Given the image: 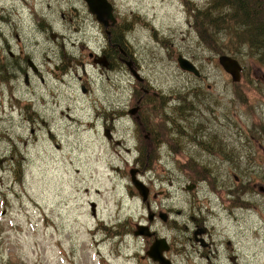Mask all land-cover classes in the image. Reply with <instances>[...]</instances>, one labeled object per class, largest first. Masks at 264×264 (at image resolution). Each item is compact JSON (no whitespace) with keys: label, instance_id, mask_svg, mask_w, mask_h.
<instances>
[{"label":"rangeland","instance_id":"374dc122","mask_svg":"<svg viewBox=\"0 0 264 264\" xmlns=\"http://www.w3.org/2000/svg\"><path fill=\"white\" fill-rule=\"evenodd\" d=\"M53 2L56 34L73 33V26L88 19L78 0ZM110 2L146 83L163 96L175 97L149 98L143 109L158 139L151 147L123 130L129 119L122 110L130 106L135 89L125 67L107 74L91 72L86 96L72 71L63 81L60 76L52 80L48 75L44 83L34 78L30 88L22 77L15 85L2 84L0 264L151 263L147 256L141 259L143 239L125 232L116 250L105 235L120 220L128 217L130 227L146 215L139 201L127 196L133 166L144 171L139 179L154 191L168 188L166 198L158 200L172 212L181 207L178 225L183 226L193 206L200 207L213 228L212 247L220 251L213 264H264V67L244 45L238 58L241 79L231 81L218 63L220 54L231 55L223 46L230 44L228 36L217 33V45L223 47L217 53L193 24V10L205 8L210 0ZM71 5L76 11H70ZM45 8L46 2L39 3V11ZM25 9L19 5L20 13ZM11 18L16 22L19 14ZM14 29L25 35V30ZM53 46L58 53L59 45ZM36 52L40 62V50ZM178 55L189 59L200 76L182 71ZM111 106H118L113 108L117 114L100 116ZM112 119L114 139L122 144L103 136L104 122ZM194 136L204 137V143L196 144ZM195 180L199 188L193 197L181 186ZM163 228L169 239L176 236V246L168 253L173 264H207L202 248L180 243L190 232Z\"/></svg>","mask_w":264,"mask_h":264},{"label":"flooded vegetation","instance_id":"af4514ba","mask_svg":"<svg viewBox=\"0 0 264 264\" xmlns=\"http://www.w3.org/2000/svg\"><path fill=\"white\" fill-rule=\"evenodd\" d=\"M81 1V3L79 2ZM110 2V0H108ZM46 2V8L38 10L39 3ZM112 14L115 18V21L108 19L106 23L99 22L95 15L91 14L88 10L86 3L83 0H78V6H84L87 15L83 24H77L72 27L73 33L68 34H56L55 30V21L53 18L54 15V2L53 0H0V87L6 82L9 85H15V82L22 77L23 82L28 85L27 88L31 87L33 79H38L41 83H44L48 75L51 76L53 80L55 77L60 76L61 80H64L65 75H70V71L73 72L76 79L79 80V90L86 96L87 92H90L89 80L91 72H99L98 74H107L109 71L118 70L121 67H125V72L129 77H134L135 82H128L133 86L134 92L132 94L130 106H126V114L123 115V118H128L126 126L123 127V130H126L128 133L133 132V136L136 137L137 141L141 140L147 141L148 144L152 147L157 139L158 133L156 127L149 125L145 121L146 116L144 112V107L149 98L153 99H174L169 95L163 96V94L158 93L155 89L149 87L146 83L141 69L138 68V64L133 59L132 49L125 40L122 25L119 21V16L115 11V7L112 2ZM25 6V11L20 13L18 8L19 5ZM71 4V2H70ZM69 4V5H70ZM70 11H76L74 5L68 6ZM19 14V18L15 22L11 18L12 15ZM61 18H65V14L61 13ZM87 20V22H85ZM23 23H26L23 24ZM14 26H17L20 30H25V35L20 37L17 32H15ZM151 30L153 28L151 27ZM81 34H86V37H81ZM58 39V40H56ZM57 43L59 46L58 53L54 49V44ZM67 47L69 51H67ZM40 50L42 59L39 62L35 57L36 49ZM57 57L58 62L54 63L53 59ZM51 65V66H49ZM78 69V73L77 72ZM128 72L131 74H129ZM87 76V78H86ZM141 88L142 93L139 88ZM32 92H36L32 90ZM196 96V95H195ZM171 97V98H170ZM198 103V98L196 99ZM202 106V104H200ZM103 108V106L101 105ZM118 106H111L109 112L105 111L104 114H101L100 107H98V112L95 115H98L100 111V116H106L110 112L111 116L117 114L118 110L113 109ZM96 108V106H95ZM67 117H70L66 114ZM122 117V116H121ZM121 119V118H120ZM119 118L117 119V121ZM45 123V121H42ZM97 120L92 121L96 125ZM114 119L112 123L105 121L104 122V132L103 136L108 142L116 141V145L122 144L121 142L114 139L113 128L115 126ZM31 132L34 134L35 129H31ZM48 135H52L50 132ZM204 137H193V141L197 143H204L202 140ZM212 140V139H211ZM210 142V141H209ZM152 144V145H151ZM212 152L211 154H213ZM135 168V175L137 178L140 177V174L144 172L137 166ZM118 170V169H117ZM181 182V181H180ZM129 193L127 196L130 200H138L139 203L143 206L145 214L137 219L133 223V226L129 227L128 217L123 219L120 222L114 223L110 226V231L106 232L105 235L113 241V247L117 250L119 243L124 238L125 232H129L139 240L143 239L141 246L145 256H141V259H144L147 255L146 252L149 247L159 239L163 238L165 244L168 246L163 255L170 260L173 264V261L168 257V253L176 246L177 240L176 236L168 238L167 234L163 233V227H166L170 231L181 232L182 230H187L190 232V236H185L182 238L183 242H190L191 244H196L199 248H202L205 253L203 254L204 259L207 260V264H213L214 257H219V249H214L212 247V230L208 219L200 215L202 210L199 206L192 207V213L186 218V222L182 225H178L177 217L182 216L183 212L181 207H174L172 212V207H168L167 203L158 200L161 198H166L165 190L168 188L153 190V186L145 184L147 190L145 197L140 195L138 190L133 185H127ZM171 186V184L169 185ZM188 187L190 189H188ZM181 188L187 192L193 193L194 197L197 194L199 188V181H188ZM158 200V201H157ZM169 202L172 200H168ZM220 207L224 204L223 201L219 204ZM175 213V214H174ZM126 223V224H125ZM159 223V226H158ZM177 224L173 227L174 224ZM190 224V226L188 225ZM144 228H140V226ZM121 228L122 231L119 230ZM143 229L147 235H136L135 232ZM166 230V229H165ZM115 237H117L116 240ZM194 250V248L191 246ZM199 249H195V252ZM215 250L218 252L216 254ZM231 260V256H227ZM151 263L148 264H159L157 261L151 260L149 257H146ZM218 261L216 264H219Z\"/></svg>","mask_w":264,"mask_h":264},{"label":"trees","instance_id":"16d2710c","mask_svg":"<svg viewBox=\"0 0 264 264\" xmlns=\"http://www.w3.org/2000/svg\"><path fill=\"white\" fill-rule=\"evenodd\" d=\"M192 17L200 38L217 53L223 47L216 35L223 31L230 40L223 45L229 54L238 59L240 47L247 45L246 53L264 67V0H210L205 8H195Z\"/></svg>","mask_w":264,"mask_h":264},{"label":"water","instance_id":"95a60500","mask_svg":"<svg viewBox=\"0 0 264 264\" xmlns=\"http://www.w3.org/2000/svg\"><path fill=\"white\" fill-rule=\"evenodd\" d=\"M88 10L91 14L95 15L96 19L99 22L106 23L108 19L115 21V18L112 14V4L108 0H83ZM177 63L181 70L185 72H190L195 76H199L200 72L198 68L187 58L178 55ZM218 63L223 68V70L231 76L232 82H238L241 76V65L239 61L230 55L221 54L218 56ZM135 169L130 170L131 175V183L138 190L143 199L146 194V186L135 177ZM188 189H190L188 187ZM140 228H144V226H140ZM136 235H149L144 232L143 229L135 232ZM165 240L163 238L155 241L147 250L146 254L154 261H157L159 264H170V261L163 256V252L168 250L167 244L164 243Z\"/></svg>","mask_w":264,"mask_h":264},{"label":"bare ground","instance_id":"6f19581e","mask_svg":"<svg viewBox=\"0 0 264 264\" xmlns=\"http://www.w3.org/2000/svg\"><path fill=\"white\" fill-rule=\"evenodd\" d=\"M175 136V135H174ZM178 137V136H177ZM178 144V143H177ZM19 152H20V150H19ZM23 155V154H22Z\"/></svg>","mask_w":264,"mask_h":264}]
</instances>
